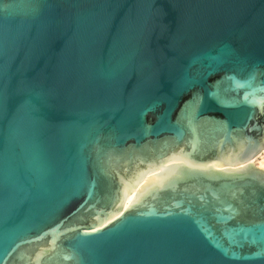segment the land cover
Masks as SVG:
<instances>
[{
  "label": "water",
  "instance_id": "95a60500",
  "mask_svg": "<svg viewBox=\"0 0 264 264\" xmlns=\"http://www.w3.org/2000/svg\"><path fill=\"white\" fill-rule=\"evenodd\" d=\"M263 150L264 0H0V264H264Z\"/></svg>",
  "mask_w": 264,
  "mask_h": 264
},
{
  "label": "bare ground",
  "instance_id": "6f19581e",
  "mask_svg": "<svg viewBox=\"0 0 264 264\" xmlns=\"http://www.w3.org/2000/svg\"><path fill=\"white\" fill-rule=\"evenodd\" d=\"M260 158V160H259V162H258V164H257V166L254 164V161L257 159V158ZM251 163H253L257 168H259V169H262V170H264V150L254 159V160H252V162ZM130 203H131V199H130V193L127 195V197H126V202H125V206H124V208H126V207H128V205H130Z\"/></svg>",
  "mask_w": 264,
  "mask_h": 264
},
{
  "label": "rangeland",
  "instance_id": "374dc122",
  "mask_svg": "<svg viewBox=\"0 0 264 264\" xmlns=\"http://www.w3.org/2000/svg\"><path fill=\"white\" fill-rule=\"evenodd\" d=\"M260 158L258 157L255 161L254 164L257 166L258 162H259Z\"/></svg>",
  "mask_w": 264,
  "mask_h": 264
}]
</instances>
